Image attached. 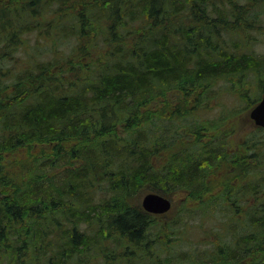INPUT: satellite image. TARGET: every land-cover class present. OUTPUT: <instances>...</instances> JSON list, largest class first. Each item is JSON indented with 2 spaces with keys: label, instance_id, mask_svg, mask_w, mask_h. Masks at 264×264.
I'll use <instances>...</instances> for the list:
<instances>
[{
  "label": "trees",
  "instance_id": "1",
  "mask_svg": "<svg viewBox=\"0 0 264 264\" xmlns=\"http://www.w3.org/2000/svg\"><path fill=\"white\" fill-rule=\"evenodd\" d=\"M263 8L0 0V264H264L258 141L229 147L205 116L222 83L225 116L261 99L264 54L241 47ZM179 190L173 217L142 207ZM212 205L226 234L188 262L176 243Z\"/></svg>",
  "mask_w": 264,
  "mask_h": 264
},
{
  "label": "rangeland",
  "instance_id": "2",
  "mask_svg": "<svg viewBox=\"0 0 264 264\" xmlns=\"http://www.w3.org/2000/svg\"><path fill=\"white\" fill-rule=\"evenodd\" d=\"M258 3V2H257ZM252 9L256 10L257 8L252 6ZM264 9V8H263ZM253 13V12H252ZM257 20V18H256ZM256 28L252 29L250 31L249 39L247 40V44L243 47H241V50H254L257 54H264V13L262 17H260L259 21L255 22ZM243 37V35H241ZM68 45H65L67 47ZM240 50V51H241ZM65 54V53H64ZM67 61L70 60L69 57L73 56L75 60L78 58V56L81 55V53H66ZM21 56H24L21 55ZM53 54L51 53H45L42 57L43 59H54ZM55 64H60L59 61L54 60ZM29 64L28 62H24ZM55 69H59V65H54ZM223 83L217 85L218 92H221L220 96L218 98H214L210 101L212 103L213 107L208 111L205 112V116H208L209 118L213 117H225L226 119L223 121V123H227V125L221 127V133L220 137L226 138V143L229 145V147H236L240 142L244 141H258L257 146L259 148V155L258 159L262 160L264 162V130H259L260 128L254 123V121L250 117V109H243L241 105H245L244 102L239 103V113L230 114L226 113L228 111L222 110L223 109V103H233L235 98L231 94H223L222 91L224 88H222ZM234 89V88H233ZM225 93V92H224ZM226 95V96H225ZM230 95V96H229ZM238 104V105H239ZM236 107V106H235ZM264 129V128H261ZM264 164V163H263ZM264 170V165L261 168ZM8 171V170H7ZM2 188L0 187V199L3 198V195L1 194ZM143 197V196H142ZM173 200V209L170 212V217H173L177 214L178 208H182V202L189 200L190 197L187 195L185 191H177L174 193L173 196L170 197ZM142 200V199H141ZM193 206V203L191 204V207ZM219 207L211 206L209 208V211L206 212L200 216L197 215L195 219H192L189 221V225L192 227L188 230L189 231V243L188 240H185V242L182 243H176L177 246L175 247V252L177 254H184L185 252L190 253L187 257V261L189 262L192 258H194V254H196L195 251L198 252H204L205 249L211 248L213 245L211 241H214L217 239V232H222L221 234L225 235L226 232L224 228L225 226L222 224L224 222V218L222 217V213L226 212L224 209L223 212H219ZM185 213V212H184ZM204 222L203 227H199L200 224ZM201 256H204V253H200Z\"/></svg>",
  "mask_w": 264,
  "mask_h": 264
},
{
  "label": "water",
  "instance_id": "3",
  "mask_svg": "<svg viewBox=\"0 0 264 264\" xmlns=\"http://www.w3.org/2000/svg\"><path fill=\"white\" fill-rule=\"evenodd\" d=\"M250 117L257 126L264 127V94L261 100L250 110ZM142 207L150 213L164 214L173 207V200L159 192H148L141 200Z\"/></svg>",
  "mask_w": 264,
  "mask_h": 264
},
{
  "label": "flooded vegetation",
  "instance_id": "4",
  "mask_svg": "<svg viewBox=\"0 0 264 264\" xmlns=\"http://www.w3.org/2000/svg\"><path fill=\"white\" fill-rule=\"evenodd\" d=\"M263 94H264V92H263ZM263 94H262V96H263ZM261 98H262V97H261ZM260 100H261V99H260ZM260 100H259V101H260ZM259 101H258V102H259ZM258 102H257V103H258ZM257 103H256V104H257ZM256 104H255V105H256ZM255 105H254V106H255ZM254 106H253V107H254ZM253 107H252V108H253ZM258 127H260V126H258ZM262 128H264V127H262Z\"/></svg>",
  "mask_w": 264,
  "mask_h": 264
}]
</instances>
